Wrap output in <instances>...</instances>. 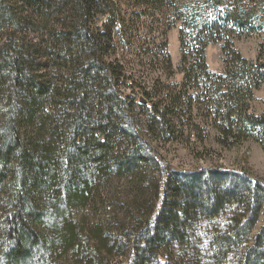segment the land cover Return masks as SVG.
Wrapping results in <instances>:
<instances>
[{
	"label": "trees",
	"instance_id": "16d2710c",
	"mask_svg": "<svg viewBox=\"0 0 264 264\" xmlns=\"http://www.w3.org/2000/svg\"><path fill=\"white\" fill-rule=\"evenodd\" d=\"M251 1L188 10L182 87L206 80L220 145L252 139L264 150V111L249 112L264 50L236 52L220 74L205 56L224 31L256 26L264 0ZM111 10L109 0H0V264H264V182L178 168L150 145L180 137L171 106L191 112L198 98L185 87L177 103L133 115L122 68L104 59L110 36L94 26Z\"/></svg>",
	"mask_w": 264,
	"mask_h": 264
},
{
	"label": "rangeland",
	"instance_id": "374dc122",
	"mask_svg": "<svg viewBox=\"0 0 264 264\" xmlns=\"http://www.w3.org/2000/svg\"><path fill=\"white\" fill-rule=\"evenodd\" d=\"M151 2L109 0L112 13L98 15L94 23L98 31L110 36V40L105 43L104 59L122 68L123 76L118 90L133 105L134 116L145 119L144 112L160 103L164 97L167 98L166 102L171 99L177 103L176 96L181 97L185 87L190 94L195 95L194 98H198L193 100L191 112L175 103L170 105L181 115V127L176 133V138L178 134L180 137L172 140L149 137L148 142L175 167L188 170L206 167L235 170L264 182L262 146L252 139L241 140L231 146H222L217 142L219 133L211 127L212 116L209 117L206 108V80L200 78L199 84L187 83V86L182 87L185 77L182 55L186 52L187 59L192 61L191 50L194 45L190 42L189 47L182 51V18L188 17L189 20L194 16L189 14V9L192 11L196 5L204 7L211 4L210 0H165L155 6ZM246 4L250 6L252 1L246 0ZM223 6L227 7L225 4ZM252 12L255 27L224 31L218 42L206 47V64L210 71L224 73L233 62L236 52L246 59L255 60L259 49L264 50V12L261 8L256 13ZM167 56L171 59V67L167 65ZM211 82L213 84L214 80L210 79L208 85ZM263 111L264 84L255 91L249 104L250 113L261 115ZM226 219L223 217L221 220L225 222Z\"/></svg>",
	"mask_w": 264,
	"mask_h": 264
}]
</instances>
